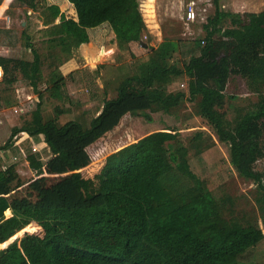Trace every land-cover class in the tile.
Masks as SVG:
<instances>
[{
    "label": "trees",
    "instance_id": "16d2710c",
    "mask_svg": "<svg viewBox=\"0 0 264 264\" xmlns=\"http://www.w3.org/2000/svg\"><path fill=\"white\" fill-rule=\"evenodd\" d=\"M13 1L33 10L43 4ZM66 1L75 17L61 14L62 22H47L39 30L47 45L45 56L25 31L24 45L32 59L0 55L3 79L11 83L20 73L39 99L29 119L10 129L0 149L13 144L19 133L43 134L56 152L45 170L59 173L51 185H40L45 179L40 177L24 191L12 184L17 177L14 164L0 165V246L16 232L31 230L30 222L42 230L24 232L0 248V264H243L241 255L264 238V174L255 169L264 159V9L227 12L214 0V16L204 24L205 38L193 43L198 54L179 65L172 61L178 43L162 40L87 123L68 120L58 126L56 118L41 113L43 63L50 69L45 89L60 98L65 76L59 66L80 44L87 46L89 30L108 25L117 48L125 51L130 42L141 41L147 29L138 0ZM225 18L233 26L222 28ZM229 74L243 77L258 94L232 124L222 110ZM182 78L185 90H168ZM196 99L198 113L217 140L228 144L229 162L237 174L257 186L255 219L237 216L228 199L216 197L191 171L189 150L201 153L214 144L202 130L187 142L175 129L153 131L109 153L93 177L78 170L85 165L81 152L113 130L124 115L139 114L150 122V112L178 113ZM28 161L37 175L43 173L39 158L31 155Z\"/></svg>",
    "mask_w": 264,
    "mask_h": 264
},
{
    "label": "rangeland",
    "instance_id": "374dc122",
    "mask_svg": "<svg viewBox=\"0 0 264 264\" xmlns=\"http://www.w3.org/2000/svg\"><path fill=\"white\" fill-rule=\"evenodd\" d=\"M146 23V31L141 41H135L128 50H119L114 34L108 25L89 30L90 40L87 46H79L76 54L64 61L60 72L65 76L62 97L48 95L46 78L50 72L48 62L42 66L43 79L39 83L42 91L41 113L43 118H56L58 126L68 120L87 123L100 110L105 99L116 96L117 86L126 76L137 71L138 64L147 59L149 53L164 39L178 43V49L172 55V61L179 65L187 61L191 54H198L193 48L195 40L205 37L204 24H209L215 13L214 0H193L195 19L186 21V4L190 0H138ZM218 7L227 12H258L264 9V0H218ZM61 14L75 17L71 4L66 0H43L41 7L29 9L17 7L13 0H0V55L14 59H32L30 48L26 47L25 31L31 42L45 56L47 45L39 30L47 22H62ZM222 28L233 26L229 18L221 23ZM93 44V45H91ZM95 45H98L100 48ZM104 46V48H101ZM102 49V51L100 50ZM56 62V61H55ZM0 144L3 145L13 126H19L29 119L38 97L33 93L28 81L16 73L9 83L2 77L0 68ZM186 78L178 79L168 86L169 91L185 90ZM225 103L222 110L232 124L233 118L240 112L252 107L258 100V94L251 91L243 77L229 74L225 88ZM152 121H146L141 115L126 114L119 124L106 135L84 149L79 155L85 164L78 169L85 177H93L104 162V158L120 147L135 142L144 135L163 129H175L180 132L184 142L197 130L211 135L214 141L201 153L189 150L188 160L191 171L202 179L209 190L219 198L228 199L237 216L247 219L258 217L255 201L257 186L251 180L240 177L229 162L228 144L219 142L213 128L198 113V99L186 102L178 113L166 114L161 111L150 112ZM13 144L0 149V165L6 168L14 164L17 173L12 181L18 190L26 191L28 184L40 177L45 179L39 184L51 185L59 173H48L46 163L56 155L52 145L43 134L38 137L19 133ZM35 146L36 149L32 147ZM35 156L43 162V173L37 175L30 167L28 158ZM255 169L264 174V159L255 163ZM264 182V176H263ZM5 215V218H9ZM31 230H23L13 235L21 237L24 232L42 233L41 227L30 222ZM22 230V229H21ZM5 242V241H4ZM3 242H0V244ZM2 248V246H0ZM243 264H264V238L249 248L240 257Z\"/></svg>",
    "mask_w": 264,
    "mask_h": 264
},
{
    "label": "built area",
    "instance_id": "2783aa9c",
    "mask_svg": "<svg viewBox=\"0 0 264 264\" xmlns=\"http://www.w3.org/2000/svg\"><path fill=\"white\" fill-rule=\"evenodd\" d=\"M196 13H195V2L193 0H190L186 4V10H185V18L186 21H193L195 19ZM33 149H36L35 146L32 147Z\"/></svg>",
    "mask_w": 264,
    "mask_h": 264
},
{
    "label": "water",
    "instance_id": "95a60500",
    "mask_svg": "<svg viewBox=\"0 0 264 264\" xmlns=\"http://www.w3.org/2000/svg\"><path fill=\"white\" fill-rule=\"evenodd\" d=\"M17 238V236H14L11 240H9L4 246H2V248L3 247H5L7 244H9L10 242H12L13 240H15Z\"/></svg>",
    "mask_w": 264,
    "mask_h": 264
},
{
    "label": "crops",
    "instance_id": "0c3cea01",
    "mask_svg": "<svg viewBox=\"0 0 264 264\" xmlns=\"http://www.w3.org/2000/svg\"><path fill=\"white\" fill-rule=\"evenodd\" d=\"M87 43H89V41H88V42H86V44H87ZM133 43H135V42H133ZM133 43H132V42H130V45L132 46V45H133ZM82 44H84V43H82ZM82 44H81V45H82ZM81 45H80V46H81ZM0 68H1V67H0ZM9 210H10V209H9Z\"/></svg>",
    "mask_w": 264,
    "mask_h": 264
},
{
    "label": "bare ground",
    "instance_id": "6f19581e",
    "mask_svg": "<svg viewBox=\"0 0 264 264\" xmlns=\"http://www.w3.org/2000/svg\"><path fill=\"white\" fill-rule=\"evenodd\" d=\"M1 72V71H0Z\"/></svg>",
    "mask_w": 264,
    "mask_h": 264
}]
</instances>
